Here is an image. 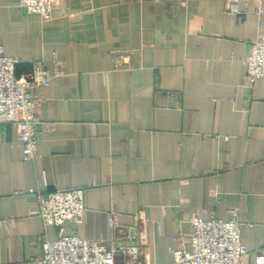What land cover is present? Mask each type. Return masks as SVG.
<instances>
[{
    "label": "crops",
    "instance_id": "crops-1",
    "mask_svg": "<svg viewBox=\"0 0 264 264\" xmlns=\"http://www.w3.org/2000/svg\"><path fill=\"white\" fill-rule=\"evenodd\" d=\"M61 0L43 21L0 0V45L21 62H44L53 79L36 93L38 150L26 162L15 128L0 125V264H39L45 228L31 191L85 190L83 223L67 232L112 242L136 227L151 264L195 216L242 223L253 255L264 247V80L244 86L250 45L264 37L257 0ZM139 51L115 69L114 51ZM58 71V75L56 74ZM144 239V240H143ZM127 244L128 242H123ZM190 249V247H189ZM253 259V258H252Z\"/></svg>",
    "mask_w": 264,
    "mask_h": 264
},
{
    "label": "built area",
    "instance_id": "built-area-1",
    "mask_svg": "<svg viewBox=\"0 0 264 264\" xmlns=\"http://www.w3.org/2000/svg\"><path fill=\"white\" fill-rule=\"evenodd\" d=\"M240 1L228 0L227 11L237 15L249 13L241 10ZM257 2L255 14L263 27L264 0ZM60 5L61 0H20V7L27 14L40 16L46 22L52 20L54 8ZM135 54L141 53L128 50L112 52L115 69H131ZM20 62L7 56L0 45V125L14 126L15 142L22 147L25 161L32 163L38 150L37 128L42 124L50 125L41 118L43 98L36 90L49 86L53 75L44 62H36L28 73L18 76L16 69ZM245 63L244 86L252 89L257 81L264 80L263 36L251 43ZM31 194L36 195L40 202V209L35 214L40 215L45 228L56 227L59 230L57 239H44L39 264H151L143 242L138 241L135 232L140 224H148L145 216L136 219V227L125 229V237L120 241L116 231L121 229V224L113 213L109 218L114 232L112 242L90 241L67 232L69 225L83 223L86 207L84 189L57 190L48 195L31 191ZM0 223L7 225L8 221L0 218ZM242 228L236 212L228 220L204 219L198 215L191 218L189 230L179 233L176 245L170 250L174 257L172 264H264V247L257 248L252 255L242 240ZM125 241L128 243L124 244Z\"/></svg>",
    "mask_w": 264,
    "mask_h": 264
}]
</instances>
